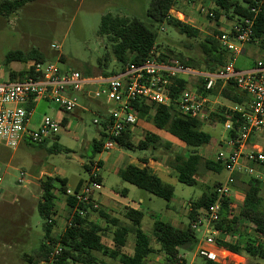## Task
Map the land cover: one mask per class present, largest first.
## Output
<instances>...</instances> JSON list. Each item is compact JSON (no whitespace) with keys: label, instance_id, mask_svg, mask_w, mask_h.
Returning <instances> with one entry per match:
<instances>
[{"label":"rangeland","instance_id":"rangeland-1","mask_svg":"<svg viewBox=\"0 0 264 264\" xmlns=\"http://www.w3.org/2000/svg\"><path fill=\"white\" fill-rule=\"evenodd\" d=\"M3 1L5 0H0V3ZM150 2L151 0H34L15 10H4L0 13V69L9 76L25 70L27 64L24 62L6 63V53L10 50L27 52L36 49L41 57L40 61L56 63L64 71L76 70L84 76H100L103 75V70H118L121 64L113 55L112 43L106 35L99 34L102 16L112 13L137 17L151 26L152 19L147 15ZM201 8L204 11H200ZM214 8V3L204 0H177L176 7L171 12L179 20L199 29V34L190 37L168 23L155 24L153 28L157 30L158 38L152 55L157 58L164 54L167 61L194 57L196 64H200L204 56L201 43L208 36L218 38V35H214L215 30L229 31L238 20L236 16L228 17L223 14L218 24L220 29L215 28L216 20L211 19L207 11L205 12L213 11ZM257 56L255 54L252 59ZM236 65L240 69L244 67L240 61ZM90 90H95V87H90ZM75 95L78 108L73 114L62 111L52 101H38L34 109V120L45 113L55 120H61L59 117L62 115L68 117V121L57 128L55 138L47 140L43 145L23 144L15 149L0 144V264H32L29 257L38 258L37 251L44 237L45 221L38 208L43 191V175L53 178L67 177L68 188L75 189L77 181L90 179V172L85 164L91 165V161L99 162V159H103L104 165L98 171L103 182L97 192H102L103 188L115 191L129 188L127 204H137L145 211L141 226L149 234H152L156 217L171 223L170 216L175 215L173 218L177 226L186 227L189 222L190 202L199 198L215 183H222L228 177L225 168L217 171L208 169L205 165L206 160L214 159L223 145L225 147L227 133L218 119L203 123V129L212 135V139L209 144L198 149L203 158L196 174L197 183L189 185L179 181L173 169L175 157L188 155V147L179 139L171 141L164 137V131L156 128L151 119L139 117L132 141L138 144L148 132H155L161 136L155 149H129L116 145L111 150L94 152L93 141L100 139V133L104 129L103 125L95 123L94 120L105 116L107 109L114 106V103L104 95L100 98L92 97L86 92H77ZM211 99L218 101V109L233 104L221 92L212 94ZM97 100H103L105 107ZM55 146L58 149H54ZM142 157H146V160L157 159L166 170L159 174L174 185V195L170 201L140 189L120 177L117 172L119 167ZM116 158L117 161L114 162ZM20 178H23L21 183ZM246 187L239 179L233 188L231 196L237 212L243 204ZM57 194V213L54 216L57 223L54 234L64 231L69 216L64 207L65 195ZM260 195L264 207V186ZM141 198L143 200L140 202ZM124 220L121 221L122 224H127V220ZM102 224H105L104 221ZM244 224L249 222L245 221ZM114 230L115 227L109 224L103 231V241L108 245H113ZM199 235L202 237L201 233ZM134 238L133 233L129 234L128 242ZM226 239L232 238L228 235ZM181 253L186 256L187 264H204V257L199 254V244L191 250L182 249ZM220 254L227 255L225 264H264L263 259L245 253H240L239 256L231 252ZM98 256L111 261L101 254Z\"/></svg>","mask_w":264,"mask_h":264},{"label":"trees","instance_id":"trees-1","mask_svg":"<svg viewBox=\"0 0 264 264\" xmlns=\"http://www.w3.org/2000/svg\"><path fill=\"white\" fill-rule=\"evenodd\" d=\"M34 0H5L0 3V13L4 10H15L26 3ZM212 2L215 5L213 12L217 21L221 15L225 14L228 17H238V21L243 18L253 17L251 9L260 5L264 0H204ZM177 0H151L147 15L152 19L151 26L137 17L114 15L107 13L102 16L99 28L100 35H106L112 43V52L115 59L124 68L128 63H143L153 53L157 47L158 33L153 27L155 24L168 23L177 28L181 33H186L190 37H196L199 34V29L179 20L171 12L176 7ZM221 34L215 30L214 35ZM251 42H257L264 48V7L254 18L253 34ZM203 49V59L200 64H196V58L188 57L181 58L187 66L195 69H201L208 72L215 71L219 66L224 65L229 58V52L225 49L218 38L208 36L201 43ZM161 54L157 57L160 62L167 61ZM32 60H41V57L36 49L24 52L22 50H10L5 55V62L20 61L28 63ZM108 57L105 58V62ZM101 67L103 64L100 62ZM119 70V69H118ZM118 70L108 72L103 70V75L110 76ZM31 74V71H20L17 74L11 73L12 78ZM203 80L198 84L199 91H204ZM178 84L181 88L185 85V80L179 78ZM180 89H174V92H179ZM221 94L229 99H232L238 104H242L248 98L246 94H242L236 90L232 83H228L221 89V82L207 94ZM174 94V93H173ZM138 117L148 118L153 121L156 128L165 130L171 135L185 143L189 149L186 156L177 155L173 169L179 181L193 185L197 183L196 174L199 170L202 155L199 153V148L205 144H209L212 135L203 129V123L188 117H179L172 112L170 106L166 105H148L144 101H134L132 106ZM219 113H213L212 119H218L223 123L227 116H231L234 120L235 129L241 122L239 112H231V110L223 106ZM236 133V131H233ZM232 132V133H233ZM133 131L127 128L117 141L122 147L141 150L157 147V142L160 141V136L148 132L138 144L132 141ZM107 138L104 129L100 133V139L93 141L94 152L103 151V145ZM45 142L39 144L43 145ZM169 146V143H166ZM54 149H58L57 146ZM146 162V158L142 159ZM91 163H93L91 161ZM99 166L102 167L103 162L99 161ZM208 169L220 171L224 166L216 162L214 159L205 161ZM87 170L91 171V165H85ZM264 170V164L261 166ZM120 177L140 189L149 193L162 197L170 201L174 195V185L163 179L159 174L150 172L147 167H139L134 164H128L125 168L119 170ZM246 184L245 197L243 204L237 212L235 202L231 197L223 200L220 219L216 222L215 227L219 229L220 234L217 237V244L234 253H245L251 257H257L264 260V207L262 206V197L260 190L262 181L252 176H237ZM101 180V178H100ZM43 191L41 199L38 202V208L45 221L43 224L44 237L38 248V258L29 257L32 264H149L148 257L153 253L155 248L153 242L160 245L158 251L165 254V264H181L184 260L181 255L182 249L191 250L199 243V234L192 228V221L199 216L212 203L216 201V187L221 183H215L202 195L190 202L191 208L188 212L189 222L186 227H178L168 221L160 218L155 219L153 224L152 234L144 231L141 226L145 216L143 210H138L132 207H124V217L131 224H122L118 217L111 216L102 209L95 210L107 224L115 226L113 233L114 246H108L102 240L103 228L97 221L91 219L93 212L86 213L84 216L79 212L74 214V225H66V228L60 234H54L53 230L57 223L55 215L57 213L56 200L58 194H66L68 189L67 177L49 176L48 180H41ZM55 181V182H54ZM83 181L80 180V184ZM79 184V185H80ZM67 204L70 207H76L74 197H66ZM78 209L88 210L84 203H79ZM245 221L249 224H244ZM133 233L135 236L134 249L132 254L123 252L122 248L127 244V237ZM231 236L232 239H226V236ZM60 245L62 252L58 256L51 257L55 248ZM108 257L111 261L98 256ZM52 258V259H51ZM204 264H223L204 258Z\"/></svg>","mask_w":264,"mask_h":264},{"label":"built area","instance_id":"built-area-1","mask_svg":"<svg viewBox=\"0 0 264 264\" xmlns=\"http://www.w3.org/2000/svg\"><path fill=\"white\" fill-rule=\"evenodd\" d=\"M263 7L264 2L253 7V17L243 18L229 31L218 35L222 46L229 52V58L213 72L192 68L178 59L160 62L153 55L140 64L128 63L110 76H84L79 71H64L56 63L38 60L26 63L25 70L31 71V74L16 78L3 74L0 69V144L15 149L23 144L39 145L55 138L62 120H55L46 113L39 121L34 120L33 112L38 101H52L62 111L72 113L78 107L75 93L86 92L96 98L104 95L114 103V106L107 109L105 116L94 120L103 125L107 134L103 150H111L119 145L117 139L123 132L138 122L139 117L132 107L134 101L170 106L172 112L179 117L206 123L212 120L213 113L220 114V110L216 106L218 101L211 100L205 92L214 89L219 82L221 88L232 83L238 91L247 95L248 100L245 104L229 107L231 112L240 113L241 122L237 129L231 116H227L223 122L227 133L225 147L223 145L214 160L224 166L228 177L216 187V201L191 223L192 228L202 235L198 243L199 254L207 260L225 264L227 255L221 256L220 252L231 251L219 247L217 237L220 231L215 227L220 219L223 200L233 194V188L239 180L238 175L252 176L261 180L264 186V170L261 169L264 150L256 142V138L264 137V60H258L248 70L239 69L235 65L236 56L252 40L254 18ZM200 11H204V8ZM206 11L215 20L214 12ZM179 78L185 80L182 88L178 84ZM201 80L203 92L198 89ZM90 87H95V90H90ZM177 88L180 91L175 93L174 89ZM100 168L98 162L91 163L90 179L75 189H67L65 198L74 197L76 207L67 204L70 213L66 225H74L76 212L84 216L89 210L94 212L101 209L95 197L102 186L98 173ZM22 181L23 178H20L19 182ZM1 189L0 186V192ZM79 203H84L88 210H79ZM61 252L62 248L58 245L51 257L58 256ZM231 253L239 256L238 253Z\"/></svg>","mask_w":264,"mask_h":264},{"label":"crops","instance_id":"crops-1","mask_svg":"<svg viewBox=\"0 0 264 264\" xmlns=\"http://www.w3.org/2000/svg\"><path fill=\"white\" fill-rule=\"evenodd\" d=\"M217 23V26H215V28H219L218 24L220 22V18L216 21ZM238 22V20H237ZM236 23V22H235ZM233 23H231L232 25ZM230 25V26H231ZM220 29V28H219ZM221 33L226 31V30H223V29H220ZM257 45H259L257 42H250V43H247L244 45L243 47V50L240 54H238L235 58V65L238 61H240L242 63V65L244 66L243 70H248L252 67L255 66L256 62L258 60H264V48H262L260 45L257 47ZM255 54H258V56L254 59H252V57L255 55ZM20 62V61H19ZM237 67V65H236ZM239 68V67H237ZM240 69V68H239ZM7 75V74H6ZM222 89V88H221ZM237 90V89H236ZM238 91V90H237ZM221 92V91H219ZM240 92V91H238ZM242 93V92H240ZM243 94V93H242ZM211 96L212 94L209 95V98L211 99ZM223 96V95H222ZM225 99L229 100V102H232L233 104L231 105H227V107H232L234 106L235 104H238L236 102H234L232 99H229V98H226ZM212 100V99H211ZM248 98L245 100V102H243L242 104H245L247 102ZM215 101V100H214ZM97 102L103 106V108L105 107V102L103 100H97ZM78 108V107H77ZM76 108V110H77ZM73 114V113H72ZM42 117V115H41ZM39 117L37 119V121L40 120ZM61 120H62V123L64 122H67L68 121V117L66 115H62L61 117H59ZM135 126L134 125L131 129L134 133V129H135ZM161 130V129H160ZM164 131V137L170 139L171 141H174L175 139H178L176 138L175 136L171 135L169 132H166L165 130ZM155 133V132H154ZM157 134V133H155ZM159 135V134H157ZM168 135V136H166ZM160 136V135H159ZM161 137V136H160ZM256 142L257 144L264 150V137H258L256 138ZM143 158H146V157H142V158H139V159H134V161L128 163V164H134V165H137L139 167H147L148 170L150 172H153V173H157L159 174V172L161 173H165V169L160 165V163L158 162L157 159L155 158H150L149 160H147L146 162H143L142 159ZM100 161L102 160L103 162V165H104V161L103 159H99ZM109 161V159H108ZM117 161V158L114 159V162ZM128 164H124L123 167H119L117 169V172L119 173V170H121L122 168H125ZM86 165V164H85ZM102 165V166H103ZM168 174L170 175V173L168 172ZM100 175V174H99ZM160 175V174H159ZM161 176V175H160ZM101 177V176H100ZM162 177V176H161ZM163 178V177H162ZM164 179V178H163ZM84 182L83 179H80ZM80 180L77 181V183L75 184V187H77L80 183ZM101 182H103V178L101 177ZM127 182V181H126ZM129 193V188H124L122 191H115V190H105V188H103L102 192H96L95 194V197L96 199L98 200V202L100 203L101 205V209L105 212H107L108 214H110L111 216H114V217H118L121 221H126L127 222V225H129L130 221L128 219H126L124 216H123V213H124V207L128 206V207H132V208H135V209H138V210H141L139 205H133V206H130L127 204V194ZM143 199L141 198L140 199V202L142 201ZM65 202H66V205L64 203V207H66L68 213H70V208L69 206L67 205V201L65 199ZM145 212V211H144ZM146 215V213H145ZM173 216L175 215H171L170 216V220H171V223L175 226H177V224L175 223L176 220H174ZM91 219L94 220V221H97L103 228H108V225L101 217H99L98 215V212H93L91 214ZM104 221L105 224H102ZM115 227V226H114ZM179 227V226H178ZM145 231V230H144ZM146 232V231H145ZM102 240H103V235H102ZM104 242V241H103ZM134 242H135V238L134 240L132 241H129L128 242V237H127V244L122 248L123 252L127 253V254H132L133 253V249H134ZM105 243V242H104ZM106 244V243H105ZM108 245V244H107ZM108 246H114V242H113V245H108ZM153 247L155 248L156 251H154L153 253H151L148 257V262L149 264H163L165 263V260H166V257H165V254L158 251V249L160 248V245L156 242H153ZM181 255L183 256L184 260L182 261L181 264H187V258L186 256L181 253Z\"/></svg>","mask_w":264,"mask_h":264},{"label":"water","instance_id":"water-1","mask_svg":"<svg viewBox=\"0 0 264 264\" xmlns=\"http://www.w3.org/2000/svg\"><path fill=\"white\" fill-rule=\"evenodd\" d=\"M48 178H49L48 175H43V177H42V179H43L44 181L48 180Z\"/></svg>","mask_w":264,"mask_h":264}]
</instances>
